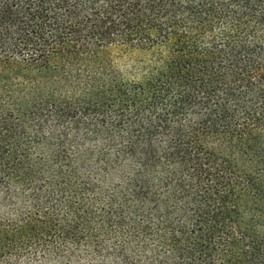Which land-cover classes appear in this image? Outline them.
<instances>
[{
  "label": "trees",
  "instance_id": "trees-1",
  "mask_svg": "<svg viewBox=\"0 0 264 264\" xmlns=\"http://www.w3.org/2000/svg\"><path fill=\"white\" fill-rule=\"evenodd\" d=\"M0 264H264V0H0Z\"/></svg>",
  "mask_w": 264,
  "mask_h": 264
}]
</instances>
